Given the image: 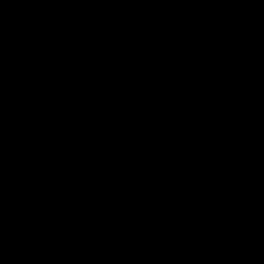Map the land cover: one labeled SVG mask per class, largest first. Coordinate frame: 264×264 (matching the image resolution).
Here are the masks:
<instances>
[{
    "label": "water",
    "instance_id": "water-1",
    "mask_svg": "<svg viewBox=\"0 0 264 264\" xmlns=\"http://www.w3.org/2000/svg\"><path fill=\"white\" fill-rule=\"evenodd\" d=\"M0 264H264V0H0Z\"/></svg>",
    "mask_w": 264,
    "mask_h": 264
}]
</instances>
